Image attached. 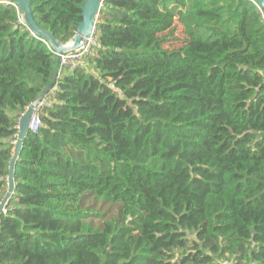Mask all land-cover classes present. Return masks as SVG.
<instances>
[{"label":"trees","instance_id":"obj_1","mask_svg":"<svg viewBox=\"0 0 264 264\" xmlns=\"http://www.w3.org/2000/svg\"><path fill=\"white\" fill-rule=\"evenodd\" d=\"M28 2L58 43L74 35L84 0ZM20 13L0 1V199L19 118L48 100L14 162L0 264H264L259 2L103 0L53 92L56 56Z\"/></svg>","mask_w":264,"mask_h":264},{"label":"water","instance_id":"obj_2","mask_svg":"<svg viewBox=\"0 0 264 264\" xmlns=\"http://www.w3.org/2000/svg\"><path fill=\"white\" fill-rule=\"evenodd\" d=\"M11 1H14L21 8L25 22L34 31L35 35L44 38L46 41L49 42L50 46L53 48L55 52L60 53L69 49L79 47L83 43L84 38L91 36L93 30H95L96 19L98 17L100 6L103 0H84V3L81 7V20L78 22L76 26L74 35L68 40V42H66L67 44L65 43V45L58 43L51 34L37 27L30 13L28 0H11ZM257 1L264 10V0H257ZM57 65H58V60H56V65L54 67L52 80L50 81L45 92H47L52 87L55 81ZM42 96L43 94L39 96V98L36 101H34L31 105H29L19 118L18 133L16 135L17 137H16L15 145L12 150V156L8 164L7 187L0 200V214L2 213L5 205L9 201L11 195L13 194L14 162L18 157V153L21 148L22 141L28 131V123L32 115L33 109L39 103Z\"/></svg>","mask_w":264,"mask_h":264},{"label":"built area","instance_id":"obj_3","mask_svg":"<svg viewBox=\"0 0 264 264\" xmlns=\"http://www.w3.org/2000/svg\"><path fill=\"white\" fill-rule=\"evenodd\" d=\"M0 1H2L3 3H6V4L9 3L16 8L18 7L14 1H11V0H0ZM18 23L22 27H24L26 30H28L33 36H36L34 31L25 22L24 17H23V12L18 14ZM36 37H38V36H36ZM46 42L49 44L48 41H46ZM94 45H95V38H94V30H93V33L91 34V36L84 38L83 43L79 47L69 49V50H66V51H63L60 53L55 52L53 50V53L55 54L56 59L58 60L59 67L65 66V67L73 68L81 62L83 57L87 53H89L90 49ZM50 89H51L50 90L51 92H53L55 90L54 86H52ZM47 100H48V98L45 95H43L41 97V100L39 101V103L34 107L32 115H31L29 123H28V130L33 131V132H37L39 130V128L41 126V119H40L39 111H40L41 106L44 105V102H46ZM16 127L18 129V123H17ZM7 204H8V202H7ZM6 205H5L2 212H5Z\"/></svg>","mask_w":264,"mask_h":264},{"label":"rangeland","instance_id":"obj_4","mask_svg":"<svg viewBox=\"0 0 264 264\" xmlns=\"http://www.w3.org/2000/svg\"><path fill=\"white\" fill-rule=\"evenodd\" d=\"M176 23H177L178 26H177V30L175 31V34H177L178 40L173 41L172 42V45L173 44L174 45H179L181 43L183 37H184L182 26L179 24L178 21H176Z\"/></svg>","mask_w":264,"mask_h":264},{"label":"crops","instance_id":"obj_5","mask_svg":"<svg viewBox=\"0 0 264 264\" xmlns=\"http://www.w3.org/2000/svg\"><path fill=\"white\" fill-rule=\"evenodd\" d=\"M65 70H66V72H65V73H67L69 69H65Z\"/></svg>","mask_w":264,"mask_h":264},{"label":"bare ground","instance_id":"obj_6","mask_svg":"<svg viewBox=\"0 0 264 264\" xmlns=\"http://www.w3.org/2000/svg\"><path fill=\"white\" fill-rule=\"evenodd\" d=\"M6 190V189H5ZM5 192V191H4ZM4 194V193H3ZM1 200V199H0Z\"/></svg>","mask_w":264,"mask_h":264}]
</instances>
